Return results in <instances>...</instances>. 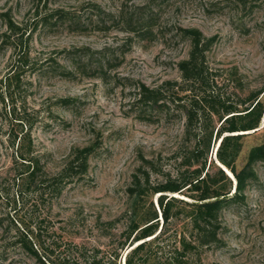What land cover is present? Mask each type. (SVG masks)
I'll return each instance as SVG.
<instances>
[{
    "label": "rangeland",
    "instance_id": "obj_1",
    "mask_svg": "<svg viewBox=\"0 0 264 264\" xmlns=\"http://www.w3.org/2000/svg\"><path fill=\"white\" fill-rule=\"evenodd\" d=\"M87 2L116 11L121 4L137 5L146 0H0V13L9 11L18 23L27 26L23 40L35 28L27 43L29 63L18 67L19 48L4 44L9 33L0 16V79L17 68L21 75L12 94L4 101L0 98V218H6L0 224V264H40L14 242L18 231L15 224L24 226L21 220L31 229L44 220L41 239L46 243L54 240L60 246L51 256V264H68L64 257L74 251L73 244L112 252L134 207L127 193L134 174L144 169L149 175L147 187H154L186 176L191 170V148L183 144L184 119H162L152 124L140 121L131 111L130 88H112L91 77L69 80L47 68L49 59L67 64L61 54L64 49H102L116 46L127 37V33L116 29L81 34L36 28L40 16L50 8L76 11ZM161 9L163 21L197 27L206 37H217L208 62L220 91L236 100L238 95L264 87V0L245 11L226 0H165ZM170 37L135 40L119 73L151 87L166 79L179 80L177 62L188 56L189 44L169 41ZM30 66L42 69L32 71ZM62 99L68 102H60ZM261 100L264 102V93ZM13 108L15 113L10 114ZM25 111L27 125H21L18 118ZM30 125L32 145L29 148L26 144L23 151L39 158L51 173L66 164L74 148L94 142L98 148L84 178L73 180L51 202L37 204L36 197L24 195L15 206L11 197L17 187V144L12 145L10 139ZM247 132L242 138L237 169L246 164L251 148L264 142V128ZM254 168L258 180L248 187L244 203L224 208L219 233L222 244L202 247V262L264 264V163L259 161ZM157 197L149 192L144 202L153 200L156 205ZM121 264H125V253Z\"/></svg>",
    "mask_w": 264,
    "mask_h": 264
},
{
    "label": "trees",
    "instance_id": "obj_2",
    "mask_svg": "<svg viewBox=\"0 0 264 264\" xmlns=\"http://www.w3.org/2000/svg\"><path fill=\"white\" fill-rule=\"evenodd\" d=\"M226 1L242 7L244 11L263 2ZM164 2L146 0L137 5L124 3L116 11L107 10L96 2H87L76 11L54 7L41 15L36 25V28L64 29L81 34L90 30L108 33L113 29L127 33L125 40L116 46L64 49L61 54L67 64L49 59L47 68H53L69 80L78 76L91 77L101 79L112 88H130L133 95L131 111L135 118L150 124L162 119L168 122L184 119L183 144L191 148L188 157L191 170L186 176L147 187L148 173L141 168L134 174L133 183L127 189L134 207L129 213V223L112 252L100 247L73 244L74 251L64 257L68 264H121L123 253L125 264H208L202 262V247L222 244L219 233L223 228L221 214L224 208L232 203H244L248 187L258 180L254 164L259 161L264 163V142L251 148L241 169H237L236 161L243 136L247 131L258 130L264 123V102L261 100L264 87L244 96L238 95L236 100L220 91L208 62V54L217 37H206L197 27L163 21L161 7ZM0 16L9 33H5L7 39L4 44L19 48L16 62L18 67L25 66L29 63L27 43L35 28L23 40L27 26L18 23L9 11L0 13ZM169 34V41H187L189 44L188 56L177 62L181 74L179 80L166 79L151 87L140 79L119 73L118 69L135 40L155 41ZM29 68L32 71L42 69L36 66ZM20 76L17 68L0 79V98L3 101L8 94H12ZM60 102L65 104L68 99ZM12 112L15 113V108L10 114ZM26 116L25 111L18 118V123L27 125ZM31 126L10 139L12 145L17 144L15 164L18 169L14 177L17 187L11 197L15 206L23 201L24 195L36 197L37 204L51 202L73 180L84 178L89 170L90 158L98 148L96 142L74 148L66 164L58 172L51 173L41 165L39 158L28 156L23 151L26 144L29 148L32 145ZM219 142L217 159L234 174L236 182L212 157ZM149 192L158 194L156 205L153 200L144 202ZM5 219L0 218V224ZM21 222L24 226L14 223L18 229L14 242L40 264H51V256L60 246L54 240L46 243L41 239L44 220L40 219L33 229L24 220Z\"/></svg>",
    "mask_w": 264,
    "mask_h": 264
},
{
    "label": "water",
    "instance_id": "obj_3",
    "mask_svg": "<svg viewBox=\"0 0 264 264\" xmlns=\"http://www.w3.org/2000/svg\"><path fill=\"white\" fill-rule=\"evenodd\" d=\"M263 121H264V119H263ZM263 125H264V123L262 124L261 127H263ZM246 133H248V132H246ZM219 144H220V142L217 144V146H216L214 152L212 153V157L216 160L217 164H218L219 166H221V167L226 171V173H227L230 177L233 178L234 174L231 172V173L233 174V176H232V175L228 172V170L222 165V163L217 159L216 151H217V148H218Z\"/></svg>",
    "mask_w": 264,
    "mask_h": 264
},
{
    "label": "bare ground",
    "instance_id": "obj_4",
    "mask_svg": "<svg viewBox=\"0 0 264 264\" xmlns=\"http://www.w3.org/2000/svg\"><path fill=\"white\" fill-rule=\"evenodd\" d=\"M224 166V165H223ZM225 167V166H224ZM226 168V167H225ZM227 169V168H226ZM228 170V169H227ZM228 172L231 174V172L228 170Z\"/></svg>",
    "mask_w": 264,
    "mask_h": 264
}]
</instances>
